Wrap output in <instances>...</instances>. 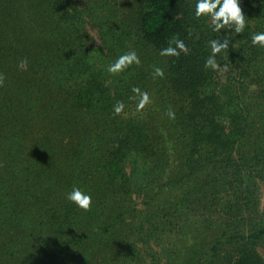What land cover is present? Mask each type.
Returning <instances> with one entry per match:
<instances>
[{
  "label": "trees",
  "instance_id": "trees-1",
  "mask_svg": "<svg viewBox=\"0 0 264 264\" xmlns=\"http://www.w3.org/2000/svg\"><path fill=\"white\" fill-rule=\"evenodd\" d=\"M87 1L96 49L77 32L66 0H0V264H44L45 238L57 264H158L161 252L167 264H264V47L251 43L264 31V0H241L246 27L221 30L232 36L215 70L205 67L208 42L221 36L194 15L195 0ZM177 39L187 51L160 55ZM130 50L140 64L110 73L108 65ZM154 66L163 78L153 76ZM133 87L149 93L143 109ZM117 101L125 103L120 114ZM69 127L87 150L80 164L75 153L63 163L56 146L43 149ZM130 159L147 165L135 184ZM34 170V180L18 186ZM131 185L142 198L138 208L125 202ZM12 186L33 192L39 217L43 245L34 253L28 243V257L18 256L27 221L4 196ZM73 187L92 195L84 219L67 199ZM152 240L159 248L149 253L137 243ZM117 249L119 260L101 256Z\"/></svg>",
  "mask_w": 264,
  "mask_h": 264
},
{
  "label": "rangeland",
  "instance_id": "rangeland-1",
  "mask_svg": "<svg viewBox=\"0 0 264 264\" xmlns=\"http://www.w3.org/2000/svg\"><path fill=\"white\" fill-rule=\"evenodd\" d=\"M65 10L67 11H70L71 14L70 15H74V21H77V25H76V29H77V32L80 33V34H83L84 32L87 33V36H85L86 38V41H87V44L90 45L91 48L93 49H96L99 47V44H100V39H99V36H98V29H97V26L94 24L95 22H93L89 17H88V13H87V9L89 7V2L87 0H66V2L64 3V6ZM79 11V10H82L83 12H81V14H78V16L75 14L76 11ZM76 17V18H75ZM92 21V22H91ZM96 52H92L91 56H92V60L96 59L97 62H98V59H97V56H96ZM35 75V74H34ZM18 79V78H17ZM35 120H38V117H36L35 119L32 120V125L33 123L35 122ZM80 125H83V123L79 122ZM79 133L75 132V128H71L69 127L67 132H62L60 137L58 138H53L51 139V141L47 142L44 144V148L43 149H47L48 150V146H56L55 148V157L59 158L60 161L63 160V163H66V161H68V158H67V154L71 157H73V154H77V164H80L81 162L84 161V159H81L80 157H84V153L87 152V150H85V148L82 147V144H78L76 143V140L74 137H77ZM37 136V135H36ZM20 141L21 140H15L16 143H19L20 144ZM37 141V138H34V139H29L27 142H25L27 144V147L26 145L24 146V148L22 149L21 153H19V150H18V147H17V150H18V153L20 154V157L21 159L22 158H28L27 154H28V151L30 149H33L35 148V146L37 145L36 142ZM82 149V150H81ZM82 151V152H81ZM21 159H19V163H21ZM131 161V159H130ZM134 161H131V162H127L126 166H128V170H132L133 171V167H135V171H138L137 173L134 174V178H132L135 182H133L134 184L135 183H138V180L136 179H139L140 181L144 180V179H141V177L143 178H146V176H142L139 174V171H146L145 168L147 165H143L141 162H138L137 164L138 165H135ZM30 162H27V163H23L22 165H26L25 167H28ZM60 163V162H59ZM62 163V164H63ZM129 163V164H128ZM133 163V164H132ZM64 167V166H63ZM23 172V169L21 170ZM26 171V170H25ZM34 171L31 172L30 175H23V178H21L18 182V186H20L21 182H23V186L25 185L26 183V177L28 178V181H30V183L32 182V179L31 177L34 175ZM23 174V173H22ZM75 175V174H74ZM73 175H68L67 177V180L69 181V183H72L75 181L73 178H72ZM149 177V176H148ZM136 178V179H135ZM31 179V180H30ZM131 179V178H130ZM131 179V181H132ZM13 181V179H12ZM15 183L17 181H14ZM15 186V185H14ZM12 186L9 188V193H8V197H7V194L4 196L6 197V199L8 200V198H10V203H14V206H12V208H19L20 209V214L22 218H25L26 221H27V228L26 230L24 229V232L21 234V237H19L22 242H21V245L23 246V249H21L22 251H20L18 253V256L19 257H22V256H25L28 257L29 254L27 252V244L29 243L30 246L33 247V251L35 253V248H37L36 250L39 251V247H41V245L45 244L46 247L48 248L47 249V252L43 255V258H45V261H44V264H57V260H55L53 257L55 256H51V255H46L49 251V249H52V246H53V242H52V245L48 244L47 243V239H43L45 240V242L43 244H40L39 243V236H40V233L39 232H36V230L38 229L37 228V220L38 219L36 218L37 215H36V211H35V208H33L34 206H32V204H35L34 202V196H33V192H30V196L29 194H24L20 188H17V190L15 189V187ZM33 188L35 189L36 188V184L33 183L32 184ZM261 188V194H260V202H261V206L264 207V182L260 185ZM134 185H131L130 186V189H131V193L129 194V200L127 199L125 202H129V206L134 207V205H136V207H140L141 206V196L138 195L139 193V190L135 188H133ZM22 189V188H21ZM53 197H55V199H57V193H55L53 195ZM127 202V203H128ZM36 203H38L36 201ZM12 211V209H10ZM34 212V214H33ZM83 215L81 216V219L85 218L86 217V212L85 210H82ZM36 216V217H34ZM77 216V215H75ZM74 218V217H72ZM79 218V217H77ZM37 219V220H36ZM105 218H100L99 219V222L100 223H103L102 221H106ZM128 221L131 220V217H128L127 219ZM33 227L35 228V230H33ZM120 231H123V230H120ZM23 235V236H22ZM45 237V236H43ZM138 244H140V247L143 251L149 253L150 252V249H149V246H154V248H156L158 250V246H155L154 244V241H149L148 242H142V246H141V243L140 241L137 242ZM54 247V246H53ZM114 250H112L111 252L108 251V252H105V254H101V256L103 257H110L111 259L113 260H119L120 258V252H119V249H117L115 252H113ZM262 251V250H261ZM164 253L161 252V257L159 256V261H158V264H167L165 261V257L163 255ZM90 258V256H89ZM93 260V259H92ZM16 264H20L22 260L20 259H17L16 260ZM4 264V263H3ZM22 264H24V261H22Z\"/></svg>",
  "mask_w": 264,
  "mask_h": 264
},
{
  "label": "clouds",
  "instance_id": "clouds-1",
  "mask_svg": "<svg viewBox=\"0 0 264 264\" xmlns=\"http://www.w3.org/2000/svg\"><path fill=\"white\" fill-rule=\"evenodd\" d=\"M241 0H195L194 15L197 18L205 17L211 21V28L213 32L220 33L221 38H213L209 43L210 55L205 60V67L213 70L220 67L217 61V54L222 53L223 50L229 48L230 40L228 38L230 31L224 34L221 30H231L235 34L242 33L246 27L247 15L241 9ZM232 36V35H231ZM253 45L264 47V31L254 33L251 38ZM181 51H187V45L182 39H177L174 46L169 45L160 50L162 56H178ZM140 57L135 50L127 51L119 55L112 63L108 65L110 73H119L129 68L132 64H140ZM20 67L26 68L27 60L20 62ZM225 69L227 65H224ZM154 77H164V69L159 66H154ZM133 93L139 94L138 109H143L146 104L150 103V96L147 91L141 92L137 87H133ZM125 109L123 101H117L113 106L115 114H120ZM170 119H175V112L170 108L167 112ZM67 199L73 202L77 207L87 211L91 208L93 198L92 195L82 190L79 187H73L67 193Z\"/></svg>",
  "mask_w": 264,
  "mask_h": 264
}]
</instances>
